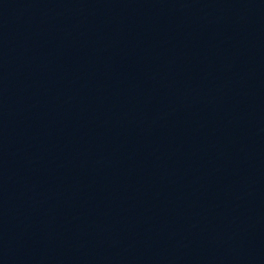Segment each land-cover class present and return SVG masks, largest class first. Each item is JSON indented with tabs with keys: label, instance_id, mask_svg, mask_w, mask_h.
<instances>
[{
	"label": "water",
	"instance_id": "water-1",
	"mask_svg": "<svg viewBox=\"0 0 264 264\" xmlns=\"http://www.w3.org/2000/svg\"><path fill=\"white\" fill-rule=\"evenodd\" d=\"M0 198L264 238V0H0Z\"/></svg>",
	"mask_w": 264,
	"mask_h": 264
}]
</instances>
